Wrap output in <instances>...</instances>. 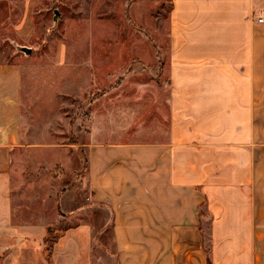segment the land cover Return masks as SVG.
<instances>
[{"label": "crops", "instance_id": "crops-1", "mask_svg": "<svg viewBox=\"0 0 264 264\" xmlns=\"http://www.w3.org/2000/svg\"><path fill=\"white\" fill-rule=\"evenodd\" d=\"M262 16L264 0H171L166 87L136 98L134 115L93 114L80 182L108 214L114 264H264ZM20 91V68L0 63V264H94L93 223L72 210L50 261L46 225L14 222Z\"/></svg>", "mask_w": 264, "mask_h": 264}, {"label": "rangeland", "instance_id": "rangeland-1", "mask_svg": "<svg viewBox=\"0 0 264 264\" xmlns=\"http://www.w3.org/2000/svg\"><path fill=\"white\" fill-rule=\"evenodd\" d=\"M170 9L171 0H0V63L21 70L14 222L45 224L44 240L48 229L59 239L76 225L72 210L93 223L94 264L100 257L114 264L113 230L83 191L80 145L90 139L93 114L126 106L134 115L136 98L168 84Z\"/></svg>", "mask_w": 264, "mask_h": 264}, {"label": "trees", "instance_id": "trees-1", "mask_svg": "<svg viewBox=\"0 0 264 264\" xmlns=\"http://www.w3.org/2000/svg\"><path fill=\"white\" fill-rule=\"evenodd\" d=\"M51 234H52V229H48L47 236L44 240V246H45L44 251H45V254H46L45 256L48 261H50L52 248L58 239V237L51 236ZM207 251L209 252V249H207ZM207 264H211L209 259L207 260Z\"/></svg>", "mask_w": 264, "mask_h": 264}, {"label": "built area", "instance_id": "built-area-1", "mask_svg": "<svg viewBox=\"0 0 264 264\" xmlns=\"http://www.w3.org/2000/svg\"><path fill=\"white\" fill-rule=\"evenodd\" d=\"M257 22H258V23H262V22H264V17L262 16V17L257 18Z\"/></svg>", "mask_w": 264, "mask_h": 264}]
</instances>
